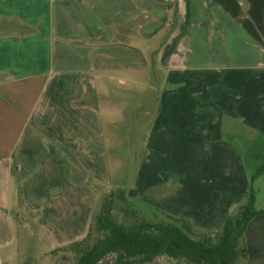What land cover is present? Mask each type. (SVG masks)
<instances>
[{
  "label": "crops",
  "instance_id": "obj_1",
  "mask_svg": "<svg viewBox=\"0 0 264 264\" xmlns=\"http://www.w3.org/2000/svg\"><path fill=\"white\" fill-rule=\"evenodd\" d=\"M252 1L0 0V264L19 258L20 227L50 250L86 234L111 180L107 90L127 91L124 111L153 107L136 195L212 231L250 185L264 211V173L250 180L264 162V9ZM243 242L241 264H264V212Z\"/></svg>",
  "mask_w": 264,
  "mask_h": 264
},
{
  "label": "trees",
  "instance_id": "obj_2",
  "mask_svg": "<svg viewBox=\"0 0 264 264\" xmlns=\"http://www.w3.org/2000/svg\"><path fill=\"white\" fill-rule=\"evenodd\" d=\"M263 173L264 162L252 174L251 182ZM129 194L135 196L136 191L131 189ZM254 199L250 185L244 202L225 218L219 229L212 231L170 214H166L165 221L150 220L127 209L122 190H110L99 212L93 213L86 234L55 249L79 246L71 264H102L108 254L113 255L111 264H151L161 256L187 264H241L246 258L245 227L253 216L264 212L254 208ZM120 200L126 205H120ZM93 219L97 238L92 244L83 245L90 236Z\"/></svg>",
  "mask_w": 264,
  "mask_h": 264
},
{
  "label": "rangeland",
  "instance_id": "obj_3",
  "mask_svg": "<svg viewBox=\"0 0 264 264\" xmlns=\"http://www.w3.org/2000/svg\"><path fill=\"white\" fill-rule=\"evenodd\" d=\"M258 5L259 0H253ZM262 9H264V0H260ZM142 78H145L142 76ZM116 88V85H114ZM119 87V86H118ZM142 90L143 88H139ZM108 91V90H107ZM100 98L97 103L102 112L105 148L108 155V164L110 171V186L105 194L98 196L96 200L95 214L100 210L101 203L110 190H122L127 201V209L136 210L144 217L150 220H168L166 214L156 210L140 196H131L129 191L133 186V178L136 174L140 159L144 153L145 135L143 130L147 120L151 118L153 107L148 106L146 113L134 111L136 109L128 108L124 111L123 94L127 91H108ZM131 96V92H130ZM122 98V99H121ZM262 144V139H257ZM262 155L264 149L259 151ZM264 158V156H263ZM253 170L251 164L247 165ZM108 184V185H109ZM120 205H126L124 201H119ZM93 212V213H94ZM235 212V211H233ZM232 212V213H233ZM31 226V225H29ZM25 231L21 227L18 229L19 258L7 261L6 264H71L75 260L76 249L79 246L63 247L50 250L45 239L44 233L31 226ZM200 231V230H198ZM97 238L94 229V219L90 236L84 240L83 245L92 244ZM113 255L108 254L102 264L107 262L111 264ZM151 264H187L184 260L168 259L158 257Z\"/></svg>",
  "mask_w": 264,
  "mask_h": 264
}]
</instances>
